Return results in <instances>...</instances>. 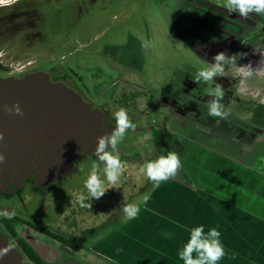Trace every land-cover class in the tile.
Here are the masks:
<instances>
[{"label": "flooded vegetation", "instance_id": "af4514ba", "mask_svg": "<svg viewBox=\"0 0 264 264\" xmlns=\"http://www.w3.org/2000/svg\"><path fill=\"white\" fill-rule=\"evenodd\" d=\"M14 2L18 11L12 27L31 47L39 43L35 47L39 56L13 75L44 72L101 113L107 127L115 128L114 113L121 107L136 125L118 145L127 168L119 188L108 185L104 164L96 155L79 161L76 170L63 178L45 180L43 166L33 162L0 181V212L12 215L0 216V224L31 263L184 264L179 251L188 240L166 228L161 234L157 225L185 221L182 235L188 236L193 228L190 217L196 216L191 208L200 204L221 233L226 255L219 264H233L232 251L248 255L249 264H264V127L258 124L264 123V75L245 80L239 92L236 67L211 83L194 81L221 51L229 56L246 53L238 65L259 66L264 58V16L244 19L224 9L223 0ZM94 6L108 10L110 21L121 22V29L130 32V40L117 43L113 55L99 35L88 40L73 37L75 18ZM126 16L136 22H123ZM146 41L153 46L145 48ZM81 50L99 63L88 68H96L90 73L105 74L101 66L108 59L120 84L115 88H104L105 80L92 87L86 84L69 64ZM136 60L140 64L134 72ZM0 74L10 72L0 69ZM215 83L226 92L222 103L230 115L227 121L212 117L209 126L203 121ZM140 98L147 102L144 110ZM239 109L246 111L244 121L239 120ZM250 132L255 138L247 135ZM257 138L262 139L255 143L252 139ZM122 144H131L132 151H122ZM74 149L79 152V147ZM169 151L181 158L176 178L157 186L139 173L143 163ZM64 157L69 168L74 155L66 152ZM93 163L100 165V178L108 188L98 200L87 199L84 186ZM183 186L195 190L192 199L184 189L179 191ZM81 194L91 207H80ZM129 204L139 210L131 219L124 213Z\"/></svg>", "mask_w": 264, "mask_h": 264}, {"label": "water", "instance_id": "95a60500", "mask_svg": "<svg viewBox=\"0 0 264 264\" xmlns=\"http://www.w3.org/2000/svg\"><path fill=\"white\" fill-rule=\"evenodd\" d=\"M19 103L23 116L6 109ZM205 122L212 121L208 115ZM114 129V128H113ZM107 121L74 91L53 83L44 72L26 71L17 75L0 74V152L6 160L0 163V181L14 169L37 162L43 166L45 180L72 174L79 161L95 156L97 137L113 130ZM79 147V152L74 148ZM66 152L74 155L66 168ZM41 157V158H40ZM15 245L0 264H32L26 253L11 240L0 224V248Z\"/></svg>", "mask_w": 264, "mask_h": 264}, {"label": "clouds", "instance_id": "9594fccd", "mask_svg": "<svg viewBox=\"0 0 264 264\" xmlns=\"http://www.w3.org/2000/svg\"><path fill=\"white\" fill-rule=\"evenodd\" d=\"M8 2L9 0H0V6ZM222 6L229 13H238L244 19H249L252 14L264 16V0H223ZM143 46L145 48L152 47L153 42L146 41ZM246 55V53H236L229 56L226 52L221 51L213 57L214 63H209L207 67L197 72L194 81L197 83L201 81L211 83L215 81V77H223L226 69L231 71L232 68L236 67L241 77L240 86H236L237 91H242L241 86L245 80L254 76L259 77L264 75V67L260 66L264 64V58L261 59L259 66L255 68L251 63L243 66L238 65V58L242 59ZM225 94L223 86L215 83L214 92L210 94L214 98L208 102V115L210 117L227 120L230 113L222 103ZM261 103H264V100ZM138 104L141 110L147 108V102H143V98L138 100ZM6 110L16 115L23 116L24 114L18 102L11 107H7ZM114 117L116 126L111 133H105L97 137L95 154L98 160L104 164L103 174L106 176L108 185L112 186V188H119L121 177L127 171V168L120 159L118 145L124 140L128 130L135 131L136 125L129 118L127 109L123 107L115 111ZM219 122L218 120L217 123ZM3 139L4 134L0 132V141ZM5 160L6 156L3 152H0V163H3ZM181 168L182 162L178 152L169 151L167 155H161L156 160L143 163L139 168V173L159 186L161 182L176 178ZM99 169L100 165L93 163L88 179L85 181L84 186L88 190L87 199L92 200L95 198L98 200L108 190L104 185V181L100 178ZM85 200L86 198L83 194L77 197V202L81 208L91 207V203H86ZM138 211L137 208L130 204L124 207V213L129 219L134 218L138 214ZM0 216L8 219L12 218V215L6 211L0 212ZM165 235L168 234L166 233ZM220 236L221 233L216 227L211 228L207 233H205L203 225L193 227L190 239L179 251V258L184 264H219L226 255ZM14 247L15 245L9 242L5 247L0 248V259H3ZM193 253L196 254L195 257Z\"/></svg>", "mask_w": 264, "mask_h": 264}, {"label": "rangeland", "instance_id": "374dc122", "mask_svg": "<svg viewBox=\"0 0 264 264\" xmlns=\"http://www.w3.org/2000/svg\"><path fill=\"white\" fill-rule=\"evenodd\" d=\"M14 1L15 0H9L8 3L0 6V69L8 70V72H10L8 75H13L15 72L24 70L29 63H32L39 56V52L35 48L39 43H35L34 47H31L29 43L25 42L23 35L18 34V32L12 27L13 24L16 23L14 13L18 11V8H15L14 6ZM10 5H12V7ZM133 7H135V5ZM67 10L70 12L69 8H67ZM102 19L104 22H102ZM123 22L131 23L136 22V20L132 16H126ZM115 23L110 21V13L108 10L102 9L99 6H94L88 12L75 18V31L73 32V37L76 34L78 38H80L81 35L88 40L99 35V37H102L104 46L108 48V52L113 55L117 43H126L130 40V32L121 29L123 24L121 22ZM138 33L143 32L140 31ZM73 43L74 45L77 44L76 38L73 39ZM59 50L64 52L62 49ZM75 56L76 58L69 60V64L75 72L85 79L84 82L86 84H89L92 87L93 83H102L103 80L106 81L104 82V88H115L120 84L118 71L115 68H112L113 70L111 69L108 59L102 61L104 66L101 67L105 74L99 75L96 72L90 73L91 70H96V68L88 70L89 67L98 66V62L88 59L82 50L79 51V53H76ZM139 64L140 62L136 60V66L133 69L134 72L138 69ZM120 67L124 69L123 66ZM108 93L109 92H107L106 96L109 95ZM261 139L262 138H257L252 140L256 143ZM120 148L124 152H131L133 146L131 144H122ZM185 242L187 243L188 241ZM193 254L194 256L196 255L195 253ZM237 258H240L245 262L240 253L234 254V260Z\"/></svg>", "mask_w": 264, "mask_h": 264}, {"label": "crops", "instance_id": "0c3cea01", "mask_svg": "<svg viewBox=\"0 0 264 264\" xmlns=\"http://www.w3.org/2000/svg\"><path fill=\"white\" fill-rule=\"evenodd\" d=\"M238 113H239V120L240 121H244L245 120L246 111H243L242 109H239ZM225 121H227V120H225ZM258 124H259V126H263L264 127V123H258ZM256 127L257 126H255V128ZM247 135H250L251 137L255 138V134H253L251 132L248 133ZM183 189L187 193L188 199H192L193 198V194L195 193V190H193L189 186H186V187L183 186L182 188H179V191H181ZM176 209L177 210L180 209V205L179 204H177ZM191 209H193L195 211V215H196L195 217H190V218L193 219V222H192V226L193 227H198L200 225H203L205 233H207L211 228H213V222L209 218V216H208L206 210L203 208V206H201L200 204H197V205L195 204ZM184 225H185V221H175L173 223H166V224L157 225V228H160L162 230L161 234H164V230L166 228L172 234L178 233L180 235L181 239L189 240L190 239V235H188V236H183L182 235V232H183V229H184ZM231 253H233V254H231V257H232V259H234L235 252L232 251ZM240 255L245 260V262H243V264H249V263L252 262L248 255H245V254H240Z\"/></svg>", "mask_w": 264, "mask_h": 264}, {"label": "bare ground", "instance_id": "6f19581e", "mask_svg": "<svg viewBox=\"0 0 264 264\" xmlns=\"http://www.w3.org/2000/svg\"><path fill=\"white\" fill-rule=\"evenodd\" d=\"M233 264H243V261L240 258L234 260Z\"/></svg>", "mask_w": 264, "mask_h": 264}, {"label": "trees", "instance_id": "16d2710c", "mask_svg": "<svg viewBox=\"0 0 264 264\" xmlns=\"http://www.w3.org/2000/svg\"><path fill=\"white\" fill-rule=\"evenodd\" d=\"M6 76V75H5Z\"/></svg>", "mask_w": 264, "mask_h": 264}]
</instances>
